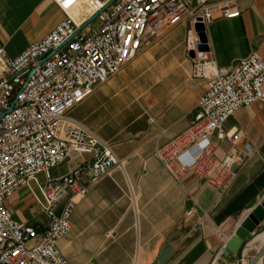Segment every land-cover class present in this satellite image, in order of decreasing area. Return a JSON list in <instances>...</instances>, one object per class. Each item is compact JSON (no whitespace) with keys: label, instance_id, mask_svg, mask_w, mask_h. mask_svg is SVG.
<instances>
[{"label":"crops","instance_id":"crops-1","mask_svg":"<svg viewBox=\"0 0 264 264\" xmlns=\"http://www.w3.org/2000/svg\"><path fill=\"white\" fill-rule=\"evenodd\" d=\"M210 5L214 20L205 31L208 52L203 58L226 70L253 53L264 59V0H212ZM225 6L238 10L240 16L224 18ZM64 18L52 0H0V40L7 55L19 56ZM190 18L182 42L168 44L167 31L69 112L71 119L109 143L123 163V170H112L77 202L71 230L58 242L69 264H154L166 245L172 253L164 264L240 261V255L225 257L223 247L249 212L264 201V104L239 110L225 125L226 133H238L239 148L253 155L242 158L224 192L211 190L193 172L175 180L155 157L156 148L188 130L198 101L208 90L207 81L193 75L194 58L186 42L195 19ZM215 142V156L222 160L230 143ZM89 160L87 154L73 153L50 176L59 179ZM45 180L41 184L36 177L6 202L16 221L40 234L49 220ZM192 209L195 217L186 224ZM198 219L202 229L194 230ZM263 229L264 225L256 234Z\"/></svg>","mask_w":264,"mask_h":264},{"label":"built area","instance_id":"built-area-1","mask_svg":"<svg viewBox=\"0 0 264 264\" xmlns=\"http://www.w3.org/2000/svg\"><path fill=\"white\" fill-rule=\"evenodd\" d=\"M52 1L65 18L41 41L11 58L0 40V264H69L58 242L71 230L77 202L112 170H123L112 146L69 112L186 17L195 18L186 38L188 51L195 53L193 75L206 80L208 90L188 130L156 148L155 157L170 176L179 180L193 172L211 190L224 192L235 176L233 168L253 155L239 148L238 133H226L225 125L239 110L264 104V59L258 53L226 70L197 51L194 25L198 18L205 29L213 23L212 0ZM221 14L227 19L240 16L229 6ZM215 139L230 143L222 160L215 156ZM73 153L87 154L90 160L52 179L50 171ZM42 173L49 220L40 234L16 221L6 202ZM194 217L192 209L185 223ZM193 228L201 230L202 219ZM247 248L238 264L249 261Z\"/></svg>","mask_w":264,"mask_h":264},{"label":"water","instance_id":"water-1","mask_svg":"<svg viewBox=\"0 0 264 264\" xmlns=\"http://www.w3.org/2000/svg\"><path fill=\"white\" fill-rule=\"evenodd\" d=\"M200 18L196 20V24L194 25V30L199 38V45L197 46V51L199 53L208 52L207 38H206V29L200 23ZM190 58L195 57L194 52L189 53ZM238 166H235L233 170L235 171ZM264 225V201L255 207L249 214L244 218V220L240 223L238 228L235 230L234 234L227 240L225 243V251L224 256L229 257H237L241 254L243 246L249 241H253L256 237V232L259 228ZM172 253V248L166 245L158 260L154 264H164L168 259L169 255ZM264 258V246L261 248L259 252L246 264H261Z\"/></svg>","mask_w":264,"mask_h":264},{"label":"rangeland","instance_id":"rangeland-1","mask_svg":"<svg viewBox=\"0 0 264 264\" xmlns=\"http://www.w3.org/2000/svg\"><path fill=\"white\" fill-rule=\"evenodd\" d=\"M190 17H186L185 19H183L177 26H175L174 28H172L170 31H168L167 33V37L165 39V41L168 42V44L170 45H176L179 42H182L185 38L186 32L187 30L191 27L190 24ZM94 26H98V22H94L93 24ZM37 178L39 179V182L41 184H44V182L46 181V175L44 173L39 174L37 176ZM264 232V229L262 231H260L259 233H257L255 235V237L257 235H260ZM249 241L243 246L241 254H240V259H242L243 256V250L245 249V247L247 245H249ZM257 254L256 250H252L250 251L246 256L248 257V260H251L255 255Z\"/></svg>","mask_w":264,"mask_h":264},{"label":"bare ground","instance_id":"bare-ground-1","mask_svg":"<svg viewBox=\"0 0 264 264\" xmlns=\"http://www.w3.org/2000/svg\"><path fill=\"white\" fill-rule=\"evenodd\" d=\"M263 246H264V232L249 243L248 248L245 251V255H247L250 251L254 249H259L258 250L259 252Z\"/></svg>","mask_w":264,"mask_h":264}]
</instances>
